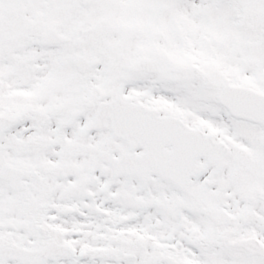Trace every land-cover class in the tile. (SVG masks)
<instances>
[{
  "label": "snow or ice",
  "instance_id": "obj_1",
  "mask_svg": "<svg viewBox=\"0 0 264 264\" xmlns=\"http://www.w3.org/2000/svg\"><path fill=\"white\" fill-rule=\"evenodd\" d=\"M0 264H264V0H0Z\"/></svg>",
  "mask_w": 264,
  "mask_h": 264
}]
</instances>
